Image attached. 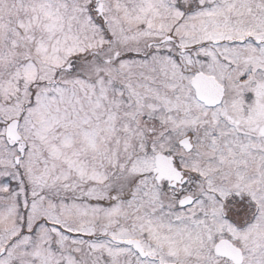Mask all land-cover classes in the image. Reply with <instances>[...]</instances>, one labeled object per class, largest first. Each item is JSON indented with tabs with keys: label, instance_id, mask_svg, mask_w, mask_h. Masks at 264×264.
Listing matches in <instances>:
<instances>
[{
	"label": "snow or ice",
	"instance_id": "snow-or-ice-1",
	"mask_svg": "<svg viewBox=\"0 0 264 264\" xmlns=\"http://www.w3.org/2000/svg\"><path fill=\"white\" fill-rule=\"evenodd\" d=\"M0 264H264V0H0Z\"/></svg>",
	"mask_w": 264,
	"mask_h": 264
}]
</instances>
